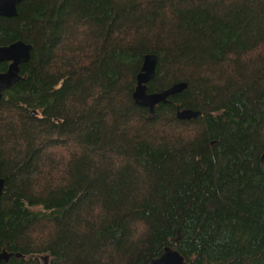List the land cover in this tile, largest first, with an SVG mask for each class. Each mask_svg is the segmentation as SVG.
<instances>
[{
	"label": "trees",
	"instance_id": "1",
	"mask_svg": "<svg viewBox=\"0 0 264 264\" xmlns=\"http://www.w3.org/2000/svg\"><path fill=\"white\" fill-rule=\"evenodd\" d=\"M17 40L0 251L22 257L0 264H264V0H21L0 17ZM147 54L148 93L186 84L152 116L132 98Z\"/></svg>",
	"mask_w": 264,
	"mask_h": 264
},
{
	"label": "water",
	"instance_id": "2",
	"mask_svg": "<svg viewBox=\"0 0 264 264\" xmlns=\"http://www.w3.org/2000/svg\"><path fill=\"white\" fill-rule=\"evenodd\" d=\"M21 0H0V17L13 18L16 16V6ZM31 46L20 40L12 42L8 45L0 46V63H5L6 68L0 72V99L2 93L20 79L19 68L26 64L30 59ZM157 65V56L154 54H147L143 58V62L139 72L136 75V86L132 94L133 102L140 108L148 110L150 116L153 115L154 109L158 104L168 103V98L174 97L181 93L185 88V83H178L170 86L161 92H147V85L153 80ZM31 115L34 111L30 112ZM200 115L199 111L190 109L177 110L176 118L182 121H190ZM260 165L264 170V151L260 156ZM4 188L3 179L0 177V196ZM20 258V254H14L0 251V263H6L9 258ZM148 264H185L184 258L176 250L166 248L163 253L152 259Z\"/></svg>",
	"mask_w": 264,
	"mask_h": 264
},
{
	"label": "rangeland",
	"instance_id": "3",
	"mask_svg": "<svg viewBox=\"0 0 264 264\" xmlns=\"http://www.w3.org/2000/svg\"><path fill=\"white\" fill-rule=\"evenodd\" d=\"M41 262V261H40ZM45 263V261H42V264H44Z\"/></svg>",
	"mask_w": 264,
	"mask_h": 264
}]
</instances>
